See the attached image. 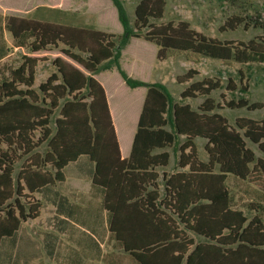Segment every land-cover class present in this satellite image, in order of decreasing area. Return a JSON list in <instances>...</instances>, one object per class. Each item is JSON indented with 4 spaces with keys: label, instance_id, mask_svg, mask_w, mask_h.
Masks as SVG:
<instances>
[{
    "label": "trees",
    "instance_id": "trees-1",
    "mask_svg": "<svg viewBox=\"0 0 264 264\" xmlns=\"http://www.w3.org/2000/svg\"><path fill=\"white\" fill-rule=\"evenodd\" d=\"M13 1L0 0V4L13 6ZM84 3L86 11L95 15L93 27L5 16L4 26L17 46L31 40L19 65L0 80V241L12 236L23 221L39 216L41 201L33 193L65 181L63 168L85 155L94 165L90 183L104 191L109 241L135 264H264V222L258 210L263 208L249 204L256 213L248 218L234 208L226 183L232 175L264 195V159L247 146L248 140L264 152V119L237 117L231 125L216 111L221 107L211 96L222 87L218 78L191 82L176 102L162 84L136 78L122 65L134 39L153 44L156 61L178 53L194 63L208 57L264 64V20L231 16L221 31L243 24L262 34L246 42L219 40L184 20L151 22L163 17L166 0H138L132 27L121 0H102L109 9L110 3L114 6L122 26L120 32H113L101 27V10L92 0ZM89 4L94 10H89ZM52 49L60 54L52 60L56 72L39 84L37 92L33 85L41 58L35 55ZM9 52L5 48V56ZM106 70L118 73L128 88L145 90L126 156H122L110 109V101L115 111L124 106L117 92L118 78L111 87L109 74L102 79L97 76ZM196 74V69H188L177 80L186 82ZM241 89L247 92V84ZM201 96L204 99L196 109L183 102ZM224 105L253 111L263 109L264 101L250 102L241 96ZM55 110L59 115L53 132L49 125ZM178 136L184 137L177 146L178 169L163 172L161 192L157 168L169 164L170 152L165 149L174 148ZM198 137L205 140L207 160L198 157ZM43 143L47 149L40 154L35 148ZM21 155L27 156L26 162L14 176ZM188 231L202 240L195 241Z\"/></svg>",
    "mask_w": 264,
    "mask_h": 264
},
{
    "label": "rangeland",
    "instance_id": "rangeland-1",
    "mask_svg": "<svg viewBox=\"0 0 264 264\" xmlns=\"http://www.w3.org/2000/svg\"><path fill=\"white\" fill-rule=\"evenodd\" d=\"M24 1L25 3L20 0L13 1V6H4L0 4V80L9 75L11 68L19 65L22 61L21 56L29 51L27 44L31 40L24 39L22 41V46H17L16 41L12 38L3 24L2 18H4L5 21L6 15H17L72 26L93 27L95 25V15L86 11L87 4L84 3L85 0ZM121 1L127 15L128 24L132 27L135 18L134 8L138 0ZM92 3L97 9L101 10L100 17L103 21L101 27L104 26L113 32H120L122 30V26L116 17L114 6L111 3L109 6L112 9H109L104 3L102 4V0H92ZM37 6L41 7L35 9ZM60 7L67 9L58 11ZM91 9V5L89 4V10ZM231 16L246 18L248 21L255 18L264 20V0H166L163 17L160 19H151V22L161 24L169 21L176 23L180 20H184L196 31L219 40L246 42L262 34L260 29L252 25L248 28H244L243 24L235 30L226 29V31H221L220 26ZM5 48H9L10 51L6 56ZM154 49L156 50L153 44L148 42L145 43L142 39H134L132 45L126 52L128 53V57H124L122 60L123 67L136 78H140L149 83L156 82L162 84L171 95L173 101L176 102H179L181 99V90L187 87L191 82L202 80L207 77L218 78L222 82V87L213 91L211 96L221 107L216 111L224 115L231 125H234L237 117H249L256 120L264 119V108L250 111L246 108L231 109L224 105L225 101L230 99L235 100L241 96L246 97L250 102L264 101V64L254 63L251 65H243L234 61L222 62L208 57H202L199 63H194L187 60L184 54L178 53L172 54L164 61H156L155 53L153 52ZM57 55H60L57 49H52L46 53H36L35 56L41 58L36 66L35 83L33 85V88L37 92H39V84L44 82L50 74L56 72V67L52 63V60L54 56ZM129 56L133 57V59H129ZM188 69H196L198 74L194 75L189 81L179 82L177 77L184 75ZM104 74L108 75V73L103 72L97 74L98 79H102L101 77ZM109 76V78H111V87L116 86L113 84L116 77L120 78L119 74L114 72L109 74ZM229 80H232L234 87L231 86ZM245 84H247V92H243L241 89V86ZM143 88L144 87H140L137 90L141 92ZM118 92L121 93L122 90H118ZM203 99V96L187 98L183 100V102L189 103L193 109H196ZM58 115V110H55L51 118L49 126L53 132L55 129L54 119L58 117ZM38 134L39 132L36 131L35 138H37ZM183 140V136L177 137V145L174 148H169L171 152L169 164L166 167L157 168L161 192L164 189L165 183L163 172L168 174L178 169L177 146ZM195 143L198 157L202 160H207V154L204 150L205 140L198 137L195 139ZM247 146L254 151L256 157H262L264 159V152H261L256 144H252L247 140ZM46 149L47 146L43 143L36 147L35 151L43 154ZM26 158L27 156L21 155L16 161L14 176L19 168L24 165ZM226 183L233 199L234 208L242 210L248 218H251L256 211L252 210L249 204L253 203L258 207L261 206L263 208L262 211L260 209L258 210L264 222V195L250 183L233 177L232 175L228 177ZM180 227H182V225ZM27 229H29V227H27ZM107 233V228L98 233L89 230L87 234L84 233V235H82L80 240L77 235L74 234L71 236L69 232H66L63 236L57 235L58 242L55 253L58 252L59 257H57L56 263H54L70 264L72 258H76L72 264H99L103 254L105 257H109L111 254L110 252H116L117 249L111 241L112 247L109 245L110 242H108L107 245ZM187 234L193 237L195 241L202 240V238L197 237L192 232L188 231ZM34 237L37 243L34 244L33 248L31 246L25 248L21 247L18 252V257L27 261L28 264H46L51 258L47 253V248H44V243L41 241L43 234L39 233ZM77 238L78 240H76ZM7 240L8 239L4 238L0 242L1 261L5 260V243ZM123 263L135 264L130 256L125 258V255Z\"/></svg>",
    "mask_w": 264,
    "mask_h": 264
},
{
    "label": "crops",
    "instance_id": "crops-1",
    "mask_svg": "<svg viewBox=\"0 0 264 264\" xmlns=\"http://www.w3.org/2000/svg\"><path fill=\"white\" fill-rule=\"evenodd\" d=\"M2 19L4 24V18ZM111 72L110 70L103 71V73L108 74H111ZM117 88L122 90L120 96L124 106L122 105L123 109L115 111L110 101V109L122 156H126L130 151L145 90H142L140 97H138L137 90L128 88L123 80H119V78L117 80ZM132 98H135V100L132 101ZM165 150L170 152L169 148ZM160 151L162 150H156L155 152ZM89 161L87 156L80 155L74 162L67 164L63 168L62 172L65 176V181L46 185L33 193L41 201L40 214L35 219L23 221L12 236L4 237L8 240L5 243V260H0V264H28L27 261L18 257V252L21 247L31 246L33 248L34 244L37 243L34 236L39 233L43 234L41 241L44 243V248H47V253L51 258L47 263L55 264L57 257H59L58 252L55 253L58 242L57 235L63 236V234L69 232L71 236L77 235L80 240L82 235L84 233L87 234L89 230L95 233L104 231L106 228L108 230L109 214H107L108 212L102 205L104 191L101 187L90 183L94 165ZM106 242L107 245L110 242L108 233ZM109 245L112 247L111 242ZM110 253L109 257H105L103 254L99 264H124L123 258L124 255L126 258L127 254L121 249L117 248L116 252L111 251ZM75 259L72 258L70 264Z\"/></svg>",
    "mask_w": 264,
    "mask_h": 264
}]
</instances>
